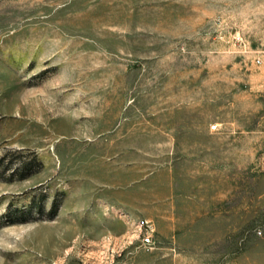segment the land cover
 <instances>
[{
    "label": "rangeland",
    "instance_id": "1",
    "mask_svg": "<svg viewBox=\"0 0 264 264\" xmlns=\"http://www.w3.org/2000/svg\"><path fill=\"white\" fill-rule=\"evenodd\" d=\"M20 150L0 264H264V0H0Z\"/></svg>",
    "mask_w": 264,
    "mask_h": 264
},
{
    "label": "trees",
    "instance_id": "2",
    "mask_svg": "<svg viewBox=\"0 0 264 264\" xmlns=\"http://www.w3.org/2000/svg\"><path fill=\"white\" fill-rule=\"evenodd\" d=\"M20 151H8L3 157H0V171L11 172L12 177L19 176L20 179H26L33 174L41 171L44 167L37 154L29 163L23 159ZM58 211V205L53 207V215Z\"/></svg>",
    "mask_w": 264,
    "mask_h": 264
},
{
    "label": "built area",
    "instance_id": "3",
    "mask_svg": "<svg viewBox=\"0 0 264 264\" xmlns=\"http://www.w3.org/2000/svg\"><path fill=\"white\" fill-rule=\"evenodd\" d=\"M260 63V61H259ZM212 129H217V126H213ZM140 230L144 235L142 237V247L145 249H151L155 246L154 233L155 228L148 220H140L138 222Z\"/></svg>",
    "mask_w": 264,
    "mask_h": 264
}]
</instances>
